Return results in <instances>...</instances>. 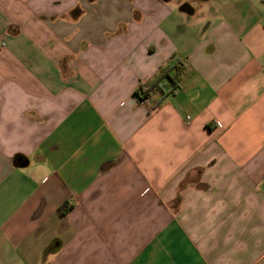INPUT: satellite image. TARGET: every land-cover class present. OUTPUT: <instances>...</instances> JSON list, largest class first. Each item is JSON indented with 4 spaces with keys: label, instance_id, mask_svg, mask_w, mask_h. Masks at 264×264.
<instances>
[{
    "label": "crops",
    "instance_id": "obj_1",
    "mask_svg": "<svg viewBox=\"0 0 264 264\" xmlns=\"http://www.w3.org/2000/svg\"><path fill=\"white\" fill-rule=\"evenodd\" d=\"M0 264H264V0H0Z\"/></svg>",
    "mask_w": 264,
    "mask_h": 264
},
{
    "label": "trees",
    "instance_id": "obj_2",
    "mask_svg": "<svg viewBox=\"0 0 264 264\" xmlns=\"http://www.w3.org/2000/svg\"><path fill=\"white\" fill-rule=\"evenodd\" d=\"M178 65H180V64H178ZM175 68H176L175 74L173 76H169L174 89L179 86L181 74L183 71V66L182 65L181 66H175Z\"/></svg>",
    "mask_w": 264,
    "mask_h": 264
},
{
    "label": "water",
    "instance_id": "obj_3",
    "mask_svg": "<svg viewBox=\"0 0 264 264\" xmlns=\"http://www.w3.org/2000/svg\"><path fill=\"white\" fill-rule=\"evenodd\" d=\"M26 164H27V162L24 165H26Z\"/></svg>",
    "mask_w": 264,
    "mask_h": 264
}]
</instances>
